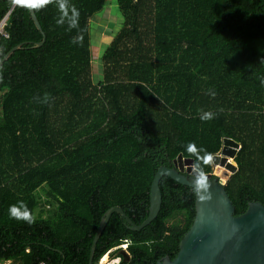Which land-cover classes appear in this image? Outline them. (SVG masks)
Wrapping results in <instances>:
<instances>
[{
  "label": "trees",
  "instance_id": "1",
  "mask_svg": "<svg viewBox=\"0 0 264 264\" xmlns=\"http://www.w3.org/2000/svg\"><path fill=\"white\" fill-rule=\"evenodd\" d=\"M105 1L32 7L39 32L26 0H0V60L21 44L0 64V264H87L104 212L119 206L140 224L156 170L195 159L189 141L213 154L237 142L224 185L234 214L264 205V0H116L123 21L94 81L89 23ZM201 110L216 115L201 121ZM159 187L160 210L141 230L111 214L92 264L107 252L116 264L176 255L195 193L167 176ZM17 201L31 224L9 217Z\"/></svg>",
  "mask_w": 264,
  "mask_h": 264
},
{
  "label": "water",
  "instance_id": "2",
  "mask_svg": "<svg viewBox=\"0 0 264 264\" xmlns=\"http://www.w3.org/2000/svg\"><path fill=\"white\" fill-rule=\"evenodd\" d=\"M26 3L34 26L42 32L30 6L31 1L26 0ZM44 40L43 36L36 46L42 45ZM20 46L11 48L0 64ZM238 148L239 144L234 140H222L220 151L213 157L212 173H207L210 182L207 198L200 200L194 195V217L179 241L176 255L172 259L164 256L156 264H264V205L251 201L243 213L235 215L232 201L224 188L230 176L237 171L236 164L231 165L228 159L235 157ZM172 164V168L160 166L154 173L149 186L148 213L140 224L133 223L119 206H111L104 212L90 245L87 264H92L96 242L112 213L122 216L127 227L134 231L151 223L161 207L159 182L163 176L193 189L194 160L178 154Z\"/></svg>",
  "mask_w": 264,
  "mask_h": 264
},
{
  "label": "clouds",
  "instance_id": "3",
  "mask_svg": "<svg viewBox=\"0 0 264 264\" xmlns=\"http://www.w3.org/2000/svg\"><path fill=\"white\" fill-rule=\"evenodd\" d=\"M47 0H39L37 4H32L30 6L32 7H41L44 3H46ZM62 4H57V7H62ZM74 15L76 18V22H78L79 18V10L75 8ZM57 24H62L63 20L61 17H59L56 20ZM262 84H264V80L261 81ZM209 95L215 96L216 93L214 90H209ZM216 113L212 111H203L201 110L199 114V119L201 121H208L212 120L215 117ZM184 150L190 154L192 157H195L194 159V165H193V189L192 191L197 195V197L200 200H204L207 198L206 194L208 193V189L210 186L208 175L204 169V165L211 164L213 162L214 154L211 152H208L203 147H197V145L194 142L189 141L186 145ZM8 215L10 218L16 219V220H23L29 224L33 222V215L31 214L30 209H28L27 205L24 201H17L16 204H11L8 207Z\"/></svg>",
  "mask_w": 264,
  "mask_h": 264
},
{
  "label": "rangeland",
  "instance_id": "4",
  "mask_svg": "<svg viewBox=\"0 0 264 264\" xmlns=\"http://www.w3.org/2000/svg\"><path fill=\"white\" fill-rule=\"evenodd\" d=\"M122 15L118 9L116 0H106L103 9L96 13L90 20V43L92 45V79L96 81L102 78V63L100 57L107 47V43L113 33H115L122 24ZM118 28V29H117ZM111 33V34H110ZM96 49L94 52V48ZM230 162L235 165L233 159ZM106 258L105 264H116L117 258L114 259L107 252L98 261L97 264H102V259ZM10 264L9 262H7Z\"/></svg>",
  "mask_w": 264,
  "mask_h": 264
},
{
  "label": "flooded vegetation",
  "instance_id": "5",
  "mask_svg": "<svg viewBox=\"0 0 264 264\" xmlns=\"http://www.w3.org/2000/svg\"><path fill=\"white\" fill-rule=\"evenodd\" d=\"M213 164L211 163V169L213 170ZM173 167V164H171V166L170 167H168V168H172ZM212 170H211V172L210 173H212ZM118 248L120 249V253L124 256V259L125 260H127L128 259V254H127V252H126V248H127V245H126V243H122V244H120L119 246H118ZM117 258V262L116 263H118L119 262V258L118 257H116ZM116 258H114V259H116Z\"/></svg>",
  "mask_w": 264,
  "mask_h": 264
},
{
  "label": "built area",
  "instance_id": "6",
  "mask_svg": "<svg viewBox=\"0 0 264 264\" xmlns=\"http://www.w3.org/2000/svg\"><path fill=\"white\" fill-rule=\"evenodd\" d=\"M5 19H6V18H4V19L0 22V33H2V27H3V24H4Z\"/></svg>",
  "mask_w": 264,
  "mask_h": 264
},
{
  "label": "bare ground",
  "instance_id": "7",
  "mask_svg": "<svg viewBox=\"0 0 264 264\" xmlns=\"http://www.w3.org/2000/svg\"><path fill=\"white\" fill-rule=\"evenodd\" d=\"M228 160L230 161V159H228ZM229 163L232 165V162H229ZM106 261H107L106 258H103V259H102V264H105ZM5 264H7V263H5Z\"/></svg>",
  "mask_w": 264,
  "mask_h": 264
},
{
  "label": "crops",
  "instance_id": "8",
  "mask_svg": "<svg viewBox=\"0 0 264 264\" xmlns=\"http://www.w3.org/2000/svg\"><path fill=\"white\" fill-rule=\"evenodd\" d=\"M7 263V262H6ZM2 264H5V263H2ZM8 264V263H7Z\"/></svg>",
  "mask_w": 264,
  "mask_h": 264
}]
</instances>
